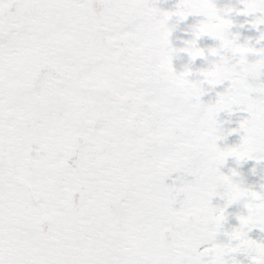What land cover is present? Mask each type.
Returning a JSON list of instances; mask_svg holds the SVG:
<instances>
[{"label": "snow or ice", "instance_id": "1", "mask_svg": "<svg viewBox=\"0 0 264 264\" xmlns=\"http://www.w3.org/2000/svg\"><path fill=\"white\" fill-rule=\"evenodd\" d=\"M215 11L213 0L176 8L202 13L194 35L219 41L197 72L228 84L204 102L207 89L181 86L173 68L160 20L172 12L148 0H0V264H239L240 252L259 264L264 242L248 233L264 232V211L216 237L239 201L223 158H264V47L236 55ZM244 11L264 24V0ZM234 106L248 114L244 134L222 149L217 115Z\"/></svg>", "mask_w": 264, "mask_h": 264}, {"label": "flooded vegetation", "instance_id": "2", "mask_svg": "<svg viewBox=\"0 0 264 264\" xmlns=\"http://www.w3.org/2000/svg\"><path fill=\"white\" fill-rule=\"evenodd\" d=\"M94 3H100L102 0H93ZM149 3L153 4L157 9H159L161 12L163 11H168V12H175L177 5L181 3V0H148ZM226 2V0H213V3L216 4L217 7L222 6V4ZM257 15H260V13H255V14H239L238 16H235L234 19L237 22V25L240 23H244V27L240 28L238 26H233L232 31H239L240 32V42L243 43L245 41V38L247 37H252L250 41H248L251 46L244 45V44H235L233 40L229 37L226 36V38L230 39L231 45L233 48L236 49L235 54L239 55L243 59H247L248 55L250 54L249 49L251 48H259L262 45H264V40H258L257 38L260 36L261 32H264V24H259L255 28L251 26L250 21H252ZM206 17L202 13H190L188 16H186L184 19H179L175 15L171 17V23L174 24V27L172 28V31L170 33V41L173 47H180L182 46L181 43L176 39L177 36L183 35L184 39H190L192 37L193 33V28L198 22L205 20ZM213 26L214 29L218 32H222V24L219 21V19L215 16V13H213ZM219 44V41L213 38H210L206 35L201 36L197 38V46L199 48L205 49V55L202 57L210 56L212 58V63L210 65H206V63L203 61L202 58L197 57L195 60H193L191 63H188V58L185 55L184 57V64L178 63L176 60V57L173 56V68L174 70L179 73L184 70L185 65L191 70V75L190 79L196 78L199 73L197 72L198 69L204 68L206 66H211L214 65L216 62V55L212 53H208L207 49L208 48H214ZM253 54H250V58H252ZM207 67V68H208ZM264 79V78H261ZM259 82V81H257ZM181 86L185 85L186 82L184 81H179ZM228 82L225 81L221 85H216V86H208L205 85L204 88L207 89L204 94L201 97V100L204 102L208 101H215L217 98L216 93L217 92H222L224 88L227 86ZM217 121L218 125L217 127L221 128L224 130L225 133H227L226 136L223 138H228L232 134H237L241 131H229L225 130V122L223 118V113L222 111L217 115ZM36 145H33V148H35ZM32 155H35V152L32 153ZM178 173H173L172 177H176ZM172 177L165 178V183L166 184H172V183H177L179 184V180L173 181ZM189 179L191 177H188Z\"/></svg>", "mask_w": 264, "mask_h": 264}, {"label": "rangeland", "instance_id": "3", "mask_svg": "<svg viewBox=\"0 0 264 264\" xmlns=\"http://www.w3.org/2000/svg\"><path fill=\"white\" fill-rule=\"evenodd\" d=\"M243 131L232 134L228 138L218 139L216 141L220 148H225L227 146L239 145L241 143V136ZM220 172L225 175L231 176L234 180L240 181L241 184L247 186L251 185V188L241 189L239 185L238 199L239 201L233 202L225 208L226 219L223 221L222 228L216 237V242H227V237L224 235L225 231H231L235 226H238V221L236 219L237 214H246L249 208L264 211V190H261L259 184L261 181L259 177L264 175V160L258 159H247L242 161L240 166H236L231 157L227 158L225 162L219 165ZM232 171H235L237 175L232 176ZM230 183H232L230 178ZM255 193V194H253ZM212 205L223 206L225 200L220 196H213L211 200ZM176 204L174 207H178ZM248 236L257 242H264V232H261L259 228H253ZM206 245H201L203 248ZM235 260L241 261V264H250V259L242 252L232 254ZM231 264V262H230Z\"/></svg>", "mask_w": 264, "mask_h": 264}, {"label": "clouds", "instance_id": "4", "mask_svg": "<svg viewBox=\"0 0 264 264\" xmlns=\"http://www.w3.org/2000/svg\"><path fill=\"white\" fill-rule=\"evenodd\" d=\"M215 6H216V4H215ZM244 6H245V0H226V2H224L222 4V6H220V7L216 6L215 16L219 19V21L222 24L223 27H222L221 31L225 36L231 38L233 40V42L237 45L244 44V45L251 46V44H249L248 41H250L252 39V37L245 38V41L243 43H241L240 42V32L239 31H232L233 26H238L240 28L244 27V23H240L239 25H237V22L234 19V17L238 16L239 14L246 15L245 11H244ZM173 15L178 17L176 15V10L174 13L172 12V15H170V16L165 17V16L161 15V17H160L162 25L170 28L171 31H172V28L174 27V24L171 23V17ZM176 39L181 43L182 46L174 47L175 51L172 53V55L175 56L177 62L181 63V64H184V57L186 55L188 58V63H191L193 60H190L189 53L187 51H181V49H194L195 47H198L197 46V37L194 35V33H192V37L190 39H184L183 35L181 34V35L177 36ZM258 40H260V39H258ZM190 41H193L194 43H189ZM261 47H264V45H262ZM200 58L203 59V61L206 63V65H210L212 63V58L210 56L200 57ZM185 66H187V65H185ZM207 67L208 66H206L204 68H207ZM190 75L191 74L181 76L180 72L177 73L178 80L186 82L185 83L186 85H189L192 87H204L205 85H207L206 79L203 76H201L200 74L197 75L196 78H192V79H190ZM226 135H227V133H225L223 129L217 127L216 136L219 139H222ZM229 157H231L233 159L236 166H240L242 161L247 160L245 158H238V156L233 153V154L226 155L223 158V163ZM258 160H264V158H260ZM230 178H231L232 183L239 185L241 187V189L251 188L250 184L245 186V185L241 184L240 181L234 180L232 177H230ZM259 179L261 181H264V175H261L259 177ZM259 187L261 190H264V182H261L259 184ZM239 264H241V261H239ZM259 264H264V257L260 258Z\"/></svg>", "mask_w": 264, "mask_h": 264}, {"label": "water", "instance_id": "5", "mask_svg": "<svg viewBox=\"0 0 264 264\" xmlns=\"http://www.w3.org/2000/svg\"><path fill=\"white\" fill-rule=\"evenodd\" d=\"M223 118L226 123V129H238L239 130V124L240 121L245 119L247 117V113L239 110H234L232 112L222 111Z\"/></svg>", "mask_w": 264, "mask_h": 264}]
</instances>
